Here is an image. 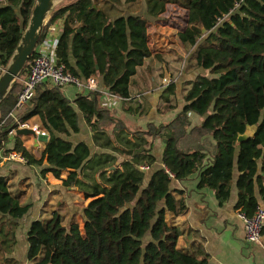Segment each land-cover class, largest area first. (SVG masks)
I'll return each mask as SVG.
<instances>
[{
	"label": "trees",
	"instance_id": "obj_1",
	"mask_svg": "<svg viewBox=\"0 0 264 264\" xmlns=\"http://www.w3.org/2000/svg\"><path fill=\"white\" fill-rule=\"evenodd\" d=\"M36 1L0 0L4 69ZM169 4L187 12V26L177 37L191 52L189 71L209 76L183 85L184 107L171 123L132 132L102 105V94L122 98L128 111L141 109L132 107L133 80L152 51L150 24L138 13L144 6L149 18L158 19ZM58 20L64 21L58 62L85 84L94 78L99 90L85 89L70 101L62 89L43 84L19 116L17 81L0 104V162L21 153L27 162L18 163L52 174L64 189H77L85 217L69 220L59 207L34 221L26 236L28 264H209L200 246L181 247L185 229L175 220L187 206L172 183L198 174L197 189L212 190L221 206L234 186L239 213L252 216L264 206V0H69L51 15V23ZM45 35L44 28L39 43ZM175 91L174 83L168 85L161 114L178 108ZM189 113L202 119L199 126L190 128ZM81 115L96 152L72 139L80 133ZM33 118L46 133L39 154L21 137L10 136ZM248 127H256L254 137L239 143ZM11 137L14 147L7 150ZM158 138L165 141V169L157 168L153 153ZM12 188L0 176V264H19L13 257L16 221L33 207Z\"/></svg>",
	"mask_w": 264,
	"mask_h": 264
},
{
	"label": "crops",
	"instance_id": "obj_2",
	"mask_svg": "<svg viewBox=\"0 0 264 264\" xmlns=\"http://www.w3.org/2000/svg\"><path fill=\"white\" fill-rule=\"evenodd\" d=\"M172 6L171 4L167 5L166 13L161 15L158 19L149 18L144 6L138 13L143 19L148 20L150 24L149 39L151 38L153 41L149 40V44L152 45V47L149 45L152 51V57L139 69L133 80L132 107L141 105V109L137 113H134L128 111V107L124 106L122 103L114 109H109L111 112L113 111L116 117L132 132L135 130L146 132L151 125L155 127L167 125L176 119L184 107V104H179L176 110L165 114H161L160 112L162 98L166 94L168 86L165 84L162 85L164 82H161L159 79V74L174 69L172 67H175L174 64H177V61H180L179 59L182 57H184L185 60L188 59L187 62H189V55L191 53L190 50L183 46L178 40L177 34L180 33L182 29H176L178 26H173V21L175 20H171V23H168V25L163 23L165 18L171 17V15H167ZM183 23L186 27L187 15L184 17ZM185 27H183V29ZM174 41H178L182 46L183 55L178 51L175 52L174 55L172 54L171 49ZM187 69H189L188 66ZM181 70H183V68H181ZM148 71H150V73ZM159 71L161 72L157 73ZM165 78L168 77L165 76L164 79ZM177 78L178 76L172 83L175 84V94L178 100L183 85L186 82L193 81L196 77H194V73H192L186 75L184 80H181V78L177 80ZM62 91L65 97L70 101H73L79 93L76 90L75 94L72 95L73 97L70 98L68 96L67 87L62 89ZM101 103L104 105L102 98ZM189 116L192 119H199L198 122H193L192 127L201 124V118L192 113H189ZM79 123L80 133L72 137L73 141L75 143L83 141L96 152L93 148L92 132L85 124L82 115L80 116ZM41 139H43L42 142H44L45 137ZM33 145L39 148L36 150L39 154L43 144H38L36 141H33ZM13 147L14 141L11 137L10 143L7 144L6 148L10 150ZM164 149V139H156L153 153L157 159V168L165 169V166L161 163ZM33 153L37 154L36 152ZM5 157L7 156H4L0 162V176L8 178L9 184L13 186L12 191L21 197L23 203L33 204L30 212L22 220L16 221L19 224L17 230L18 243L13 254V257L16 258L20 264H28V244L26 236L30 225L34 221L44 218L42 213H44V215H46L45 213H49V208L58 201H60V205L66 203L69 206L67 207V209H69L68 212L71 213L70 208L72 209L78 202L77 198L81 197L78 195L77 189H64L61 182L56 180L52 174L43 176L40 168L27 166L18 162H8L4 159ZM198 181L197 174L186 181L180 182L174 180L172 183L173 190L180 191L179 194L183 193L187 206V213L175 220L177 225L185 229V233L180 239L181 247L188 250L193 245L200 246L209 255V264H264V231L259 243L252 244L246 241L244 223L239 217V212L236 210V203L238 200L236 186L232 189L230 199L221 206L212 190L197 189ZM72 198H75V200ZM257 198L261 203V198L258 194ZM74 211V213L70 214L69 220L74 217L77 209Z\"/></svg>",
	"mask_w": 264,
	"mask_h": 264
},
{
	"label": "built area",
	"instance_id": "obj_3",
	"mask_svg": "<svg viewBox=\"0 0 264 264\" xmlns=\"http://www.w3.org/2000/svg\"><path fill=\"white\" fill-rule=\"evenodd\" d=\"M50 20L51 18H49L44 25L46 35L42 42L38 43L27 73L24 77L18 79V82L21 85V90L17 97V111L22 110L30 103L35 96L37 88L43 84L60 89L74 86L78 92H83L85 89L89 91L99 90L98 83L94 78L88 79L85 84L72 73L67 71L65 64H60L58 62L59 41L63 31L64 21L58 20L51 23ZM4 72L5 69L0 64V79ZM163 82L167 86L172 84V81L169 78H165ZM102 101L104 102V106L109 109H114L123 101V99L110 95L107 92H103ZM25 127H28V125H19L17 129ZM17 129L13 130L10 136H15ZM33 129L38 137L44 138L46 136V133L39 127H33ZM4 159L8 162H27L22 154L17 152H11ZM140 169L142 171L148 170L147 167H140ZM239 217L244 223L246 241L252 244L259 243L264 231V206L258 207L252 216L239 213Z\"/></svg>",
	"mask_w": 264,
	"mask_h": 264
},
{
	"label": "water",
	"instance_id": "obj_4",
	"mask_svg": "<svg viewBox=\"0 0 264 264\" xmlns=\"http://www.w3.org/2000/svg\"><path fill=\"white\" fill-rule=\"evenodd\" d=\"M58 1L59 0L36 1L25 33L0 79V104L9 95L28 62L34 56L44 25L55 11L54 9ZM80 32L81 30H79V33ZM255 133L256 127H248L246 132L239 136L238 142L241 143L253 138ZM16 136L32 137L36 142L40 138L34 129L29 128L17 129Z\"/></svg>",
	"mask_w": 264,
	"mask_h": 264
},
{
	"label": "rangeland",
	"instance_id": "obj_5",
	"mask_svg": "<svg viewBox=\"0 0 264 264\" xmlns=\"http://www.w3.org/2000/svg\"><path fill=\"white\" fill-rule=\"evenodd\" d=\"M68 1L69 0H59L58 3L56 4L54 10H56L59 6L66 4ZM170 15H171V17L165 18L164 21H163V23H165L166 25H168V23H171V20H175V21H173V26H175V27L178 26V27H176V29H180L181 30V29H183V27H185V24L183 23V19L187 15L185 10L179 8L177 5H173L171 7V9L168 11V15L167 16H170ZM151 37H152V32H151ZM149 40H151V38ZM149 45H151V44H149ZM172 45H173V47L171 49L172 50L171 52H172L173 55L177 51L180 52L181 55H183V48H182V46L180 45V43L178 41L177 42L174 41V43ZM151 47H152V45H151ZM189 56H191V53H190ZM158 60L161 61L160 59H158ZM179 60L180 61H177V64H174L175 67H172L175 70L174 69H172V70L170 69L166 73L163 72V73L159 74V76H160L159 79L161 80V82H163V79H164L165 76L168 77L172 82L176 79L177 76H178L177 80H179L180 78H181V80H184L186 75H190L192 73H194V77H196L197 75H206V76H209V73L208 72H205V71H202V70L201 71L199 70L197 72H195V71L194 72L189 71V69H187V66H188L187 60L188 59L185 60V58L182 57ZM181 68H183V70H181ZM148 72L150 73V71H148ZM160 72L161 71H159L157 73H160ZM163 84L164 83H162V85ZM67 89H68V96L70 98L73 97L72 95H74L75 94V91L77 90L74 86L67 87ZM178 104H184V101H183V98H182V90L179 93ZM18 112H19V116L22 115V114H24V110L23 111L20 110ZM0 116H1V114H0ZM198 121H199V119H196V118L195 119H192L188 115L187 123H190L191 124V125L189 124L190 125V128L192 127L193 122H198ZM20 125H22V126L23 125H28V127H25V128H29V129H33V127H36L37 126L41 130H43V128H42V126H41V124H40V122H39V120L37 118H33V119L29 120L28 122L21 123ZM191 129H189V130H191ZM21 138H23V140H26L24 142H25L27 148L33 150L32 152H36L37 153L36 150L39 149V148L38 147H34V145H33V141H35L34 138H32V137H21ZM42 141H43V139H38L37 143L38 144L39 143L43 144L44 142H42ZM72 199L75 200V198H72ZM77 199H78L77 200L78 201L77 204H75V206H73L72 209L70 208V211H71V213H74L75 212L74 210L77 209V212L75 213V216H77V219L81 222L82 219H83V217H85V215L83 213V208L86 205V203L81 198H77ZM59 207L61 208L60 211H61L62 214H64V215L69 214V216H70L71 213H69L68 212L69 209H67V207H69V206L66 203H63L62 205H60V201H58V202H55L52 207H50V208L48 207V208H49L50 211H52L53 209L55 210V208L58 209ZM42 214H43L44 219H46V215H44V213H42ZM45 214H47V213H45ZM19 239H20V237H19ZM19 257L21 259L20 254H19ZM19 264H20V262H19Z\"/></svg>",
	"mask_w": 264,
	"mask_h": 264
},
{
	"label": "clouds",
	"instance_id": "obj_6",
	"mask_svg": "<svg viewBox=\"0 0 264 264\" xmlns=\"http://www.w3.org/2000/svg\"><path fill=\"white\" fill-rule=\"evenodd\" d=\"M46 137V136H45Z\"/></svg>",
	"mask_w": 264,
	"mask_h": 264
}]
</instances>
